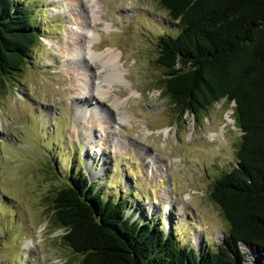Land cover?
I'll return each mask as SVG.
<instances>
[{
	"label": "rangeland",
	"instance_id": "374dc122",
	"mask_svg": "<svg viewBox=\"0 0 264 264\" xmlns=\"http://www.w3.org/2000/svg\"><path fill=\"white\" fill-rule=\"evenodd\" d=\"M18 1L42 38L27 65L0 84V264L79 263L51 217L52 191L77 173L104 197L127 200L134 220L159 224L199 252L217 249L229 224L211 191L238 164L242 132L234 103L181 117L161 89L159 40L179 28L160 0ZM79 42L93 75L110 65L89 49H117L121 83L104 73V83L76 100L79 61L69 55ZM242 250L255 264L254 252Z\"/></svg>",
	"mask_w": 264,
	"mask_h": 264
},
{
	"label": "trees",
	"instance_id": "16d2710c",
	"mask_svg": "<svg viewBox=\"0 0 264 264\" xmlns=\"http://www.w3.org/2000/svg\"><path fill=\"white\" fill-rule=\"evenodd\" d=\"M179 31L159 40L161 89L181 117L226 100L242 132L238 164L211 199L229 224L223 243L199 252L153 222L127 215L125 199L103 196L88 175L52 191V221L78 264H264V0H160ZM42 35L28 7L0 0V84L27 65Z\"/></svg>",
	"mask_w": 264,
	"mask_h": 264
},
{
	"label": "bare ground",
	"instance_id": "6f19581e",
	"mask_svg": "<svg viewBox=\"0 0 264 264\" xmlns=\"http://www.w3.org/2000/svg\"><path fill=\"white\" fill-rule=\"evenodd\" d=\"M84 25L85 26L82 27L83 31L85 32L84 34H86L90 37L94 36V32L89 31L90 27L88 28L87 24H84ZM83 37H84V39H88L87 36H83ZM82 44L83 43L79 42L77 44L78 46H74L73 49H71V51H70L71 53L69 55L73 58V60L79 61V62H76L75 66L73 68L74 70H72L73 72H75L77 74V81H76L75 86H74V88H76V89H75L74 94H73V96L75 95L74 98H76V100L79 99V96H82V95L87 96L88 94H90V92L93 91L92 90L93 86H95L96 84L101 85L102 83H104V80H103L104 73H107V76L110 75V78H112L113 81H116L118 84L121 83V81L118 82V80H119L118 79V77H119L118 76V71H119V68H118L119 61L118 60H120L119 58L121 56V53L117 49H112V48L108 49L104 53L96 52L93 50L94 48L89 49L90 54L93 57H96L98 59V61L101 64H103V66L110 65L109 72H106V71L103 72L99 69V72L94 73V75H93L91 73L90 69L87 68V66L84 64V61H86L85 57H83V52H85V49H83L84 45H82ZM91 59H93V58H91ZM75 70H77V72ZM89 106H91V104ZM74 107H75V113L77 115H82L83 112L85 113V109L83 107H81L80 104H76V105H74ZM91 107H92L91 108L92 110H95V108H96L95 106H91ZM87 111H90V109ZM93 115L98 120L101 119V117L103 116V115H101V113H100L101 117L96 116L95 114H93ZM97 115H99V114H97ZM227 119L232 124H234V121L232 120L233 118L231 117V114L227 115ZM215 135H216V133H212V137H215ZM196 241L198 242V239H196Z\"/></svg>",
	"mask_w": 264,
	"mask_h": 264
}]
</instances>
